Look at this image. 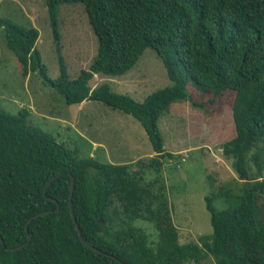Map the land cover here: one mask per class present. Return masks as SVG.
Wrapping results in <instances>:
<instances>
[{
    "label": "trees",
    "instance_id": "obj_1",
    "mask_svg": "<svg viewBox=\"0 0 264 264\" xmlns=\"http://www.w3.org/2000/svg\"><path fill=\"white\" fill-rule=\"evenodd\" d=\"M64 2L83 4L97 37L89 67L71 79L59 56V75L50 78L35 48L38 30L0 19L21 74L38 71L67 104L97 100L132 115L155 154L122 163L80 155L34 124L27 109L0 107V264H186L207 254L215 264H264V0H44L57 50ZM146 48L161 58L170 85L142 101L107 82L90 87L95 73H126ZM182 100L206 112L228 104L234 135L222 151L238 174L205 196L211 232L185 242L163 173L173 153L158 126ZM71 177L82 237L101 252L79 238ZM218 198L225 208H215ZM136 220L152 223L155 234Z\"/></svg>",
    "mask_w": 264,
    "mask_h": 264
},
{
    "label": "rangeland",
    "instance_id": "obj_2",
    "mask_svg": "<svg viewBox=\"0 0 264 264\" xmlns=\"http://www.w3.org/2000/svg\"><path fill=\"white\" fill-rule=\"evenodd\" d=\"M0 19L38 30L35 48L52 79L59 75V56L72 79L89 67L96 54L97 37L81 2L57 6L59 50L44 0H0ZM101 82L138 101L171 84L161 58L151 48H146L126 73L114 76L95 73L89 85L93 88ZM192 88L188 84V91ZM0 107L10 113L27 109L34 124L69 147L77 146L80 155L90 153L104 161L122 163L155 154L143 126L132 115L97 100L67 104L38 71L23 76L13 51L5 43L1 26ZM158 126L165 150L173 153L172 158L163 159L173 221L180 228L181 241H197L199 235L212 230L205 196L216 192L221 183L238 178L231 158L222 151L224 142L234 135L232 112L228 104L206 112L188 100L174 101L160 115ZM213 204L216 209L227 206L220 198L213 199ZM135 223L144 226L147 233L156 232L152 223L142 220ZM186 264H215V261L207 254L198 262Z\"/></svg>",
    "mask_w": 264,
    "mask_h": 264
},
{
    "label": "water",
    "instance_id": "obj_3",
    "mask_svg": "<svg viewBox=\"0 0 264 264\" xmlns=\"http://www.w3.org/2000/svg\"><path fill=\"white\" fill-rule=\"evenodd\" d=\"M73 187H74V178L71 177V184H70V193H69V208H70V212H71V215H72V218H73V221L75 223V226H76V229H77V232H78V235H79V238L81 239V241L88 247L94 249V250H97L99 252H101L98 248L90 245L88 242H86V240L82 237V234H81V231L79 229V226H78V223L76 221V218L74 216V213H73V208H72V201H71V198H72V192H73ZM55 201V199H53ZM59 206V205H58ZM47 211H44V212H40V213H37V215H40L42 213H45ZM1 241H2V238L0 237ZM29 239H30V236H29ZM120 261V260H119ZM122 264H124L122 261H120Z\"/></svg>",
    "mask_w": 264,
    "mask_h": 264
}]
</instances>
